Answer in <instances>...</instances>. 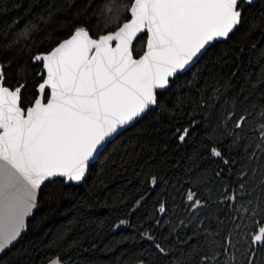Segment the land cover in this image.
I'll return each instance as SVG.
<instances>
[{"label":"trees","instance_id":"16d2710c","mask_svg":"<svg viewBox=\"0 0 264 264\" xmlns=\"http://www.w3.org/2000/svg\"><path fill=\"white\" fill-rule=\"evenodd\" d=\"M129 3L0 0L6 85L23 83L22 105L29 106L43 80L32 56L48 53L77 27L94 38L114 32L130 19ZM242 14L227 40L213 44L158 93L156 109L107 146L82 185L59 179L42 188L27 234L0 264L57 257L61 264H248L252 237L264 226V0L245 3ZM145 40L136 41L135 57ZM190 192L201 207L187 200Z\"/></svg>","mask_w":264,"mask_h":264},{"label":"snow or ice","instance_id":"6c2138e0","mask_svg":"<svg viewBox=\"0 0 264 264\" xmlns=\"http://www.w3.org/2000/svg\"><path fill=\"white\" fill-rule=\"evenodd\" d=\"M251 2L130 0L131 19L114 32L93 38L86 28L77 27L48 53L32 56V63H42L40 74L46 78L38 86L40 95L27 107L22 105L24 84L6 86L0 64V253L26 230L42 186L55 178L82 181L106 143L156 106L158 91L170 87L203 51L226 40L241 23L243 5ZM139 33H146L145 50L134 58L132 42ZM27 35L26 30L20 33ZM112 41H117L115 47ZM24 71L22 66L17 69L18 75ZM260 132L264 139V124ZM188 134L185 128L178 139ZM210 152L229 164L216 147ZM186 198L202 206L195 193ZM164 210L161 205L160 212ZM155 247L165 252L160 244ZM246 256L248 264H264V226L253 235ZM49 264L61 262L57 257Z\"/></svg>","mask_w":264,"mask_h":264},{"label":"water","instance_id":"95a60500","mask_svg":"<svg viewBox=\"0 0 264 264\" xmlns=\"http://www.w3.org/2000/svg\"><path fill=\"white\" fill-rule=\"evenodd\" d=\"M256 1H258V0H252V2L250 3V4H252V3H255ZM243 15V14H242ZM130 19H131V14H130ZM129 19V20H130ZM128 20V21H129ZM241 20H242V18H241ZM128 21H126V22H128ZM241 24V23H240ZM240 24L233 30V32L232 33H230L229 34V37L236 31V29L240 26ZM110 33H112V32H109V33H107V34H110ZM144 34H146V33H139V34H137V36H136V38L133 40V42H132V51H133V47H134V45H135V43H136V41L142 36V35H144ZM91 35V34H90ZM71 37V36H70ZM70 37H68V38H70ZM228 37V38H229ZM67 38V39H68ZM94 38V37H93ZM227 38V39H228ZM226 39V40H227ZM221 41H225V40H219V41H216V42H221ZM63 42V41H62ZM216 42H214L213 44H215ZM116 43H117V41H112V46L113 47H115V45H116ZM212 44V45H213ZM211 45V46H212ZM211 46H209L205 51H203V53L198 57V58H196L194 61H193V63L190 65V66H188V68L184 71V72H182V73H180V74H184V73H186L187 71H189L199 60H200V58L206 53V51L211 47ZM145 50V49H144ZM142 55V54H141ZM133 56H134V54H133ZM134 58H139V57H135L134 56ZM39 63H41V62H39ZM42 64V63H41ZM43 71V69L41 68V71H40V73ZM180 74H178V75H180ZM177 75V76H178ZM43 76V80L46 78V73L44 74V75H39V77H42ZM176 76V77H177ZM176 77L174 78V79H172L171 80V84H172V81H174L175 79H176ZM42 80V81H43ZM41 81V82H42ZM4 83H5V85H6V78H5V81H4ZM171 84H170V86H171ZM7 86V85H6ZM39 86V85H38ZM169 88V87H168ZM167 88V89H168ZM167 89H165V90H159L158 91V93H161V92H164V91H166ZM37 92H38V87H37ZM48 92V96L50 95V89H46V91H45V93L43 94L45 97H46V93ZM22 93H23V89H22V92H21V97H22ZM38 95H40L39 93H38ZM37 95V96H38ZM157 106H158V104L156 105V106H154L153 108H151L146 114H144L141 118H139L138 120H136L135 122H133V124H131L130 126H128V127H126L125 129H122L117 135H115L113 138H111L110 139V141L109 142H107L106 143V146L104 147V149H103V151L102 152H100L98 155H96L91 161H90V163H89V168H88V171H87V174L85 175V177H84V179L82 180V181H80V182H70V183H66L67 185H69V184H74V185H76V186H78V185H82L83 184V182L85 181V179L87 178V176H88V173H89V169H90V167L99 159V157L101 156V154L105 151V149L107 148V146L110 144V143H112L113 141H115L124 131H126L127 129H129V128H131V127H133L138 121H140L141 119H143L144 117H146L152 110H154V109H156L157 108ZM59 179H62V180H64L63 178H55V180H59ZM54 180V181H55ZM47 183H49V182H46V184ZM44 186H42V188H43ZM42 188H41V190H42ZM41 190H40V192H41ZM39 196H40V193H39ZM38 209H39V197H38V200H37V205H36V207L33 209V211H32V214L30 215V216H28L27 218H26V230L25 231H23L22 233H21V235H20V237L18 238V240L16 241V242H14V244L9 248V249H7V250H5L3 253H0V259L3 257V256H5L9 251H11L12 249H14L15 247H17L20 243H21V241H22V239H23V237H24V235H26L27 234V232H28V224H29V222L34 218V216L36 215V213H37V211H38Z\"/></svg>","mask_w":264,"mask_h":264},{"label":"flooded vegetation","instance_id":"af4514ba","mask_svg":"<svg viewBox=\"0 0 264 264\" xmlns=\"http://www.w3.org/2000/svg\"><path fill=\"white\" fill-rule=\"evenodd\" d=\"M48 93V92H47ZM47 97V96H46Z\"/></svg>","mask_w":264,"mask_h":264}]
</instances>
